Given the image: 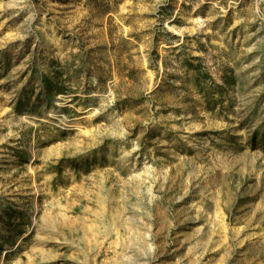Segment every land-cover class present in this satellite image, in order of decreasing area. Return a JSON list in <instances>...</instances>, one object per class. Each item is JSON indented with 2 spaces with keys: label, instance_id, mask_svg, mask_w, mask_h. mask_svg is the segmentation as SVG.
Segmentation results:
<instances>
[{
  "label": "rangeland",
  "instance_id": "1",
  "mask_svg": "<svg viewBox=\"0 0 264 264\" xmlns=\"http://www.w3.org/2000/svg\"><path fill=\"white\" fill-rule=\"evenodd\" d=\"M0 264H264V0H0Z\"/></svg>",
  "mask_w": 264,
  "mask_h": 264
}]
</instances>
